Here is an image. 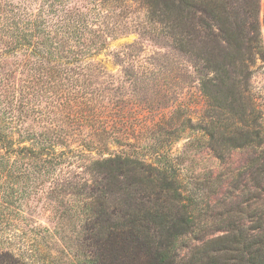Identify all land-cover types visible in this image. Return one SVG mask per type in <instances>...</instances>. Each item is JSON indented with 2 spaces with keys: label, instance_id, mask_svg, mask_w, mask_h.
<instances>
[{
  "label": "trees",
  "instance_id": "1",
  "mask_svg": "<svg viewBox=\"0 0 264 264\" xmlns=\"http://www.w3.org/2000/svg\"><path fill=\"white\" fill-rule=\"evenodd\" d=\"M113 1L95 0L96 13L90 16L76 8L69 13L60 11L56 21L44 17L38 44L32 43L33 33L23 35L29 46L24 45L26 59L19 64L26 75L20 89L22 97L17 98L14 88L6 102L10 119L0 125V232L4 235L10 208L22 203L28 195L26 189L34 193L43 187V178L53 176L59 167L80 165L78 152H59L57 147L77 137L81 112L75 108L87 107L89 94L94 95L91 81L101 70L92 60L103 50L104 37L108 41L112 34L106 24L111 19L117 24L121 20L111 6ZM233 4L237 1H147L148 22L161 25L163 33L166 31L174 41V49L198 58L212 74L201 79L204 94L214 101L230 100L233 116H239L240 126L231 133L221 129L218 121L201 128L222 163L232 149L260 146L255 140L260 136L257 120L248 119L247 105L232 98L242 90L249 92L254 58L263 56L259 0H246L243 16L240 7ZM95 36L98 39L91 41ZM85 39L90 43H82ZM131 50L119 56L134 66L138 57ZM137 63L142 74L151 72L139 59ZM36 103H44L45 109L34 108ZM33 114L40 116L36 120L40 131L11 127L14 120L26 122ZM89 119L97 120L86 117ZM67 121L73 125L64 129L62 122ZM24 134L27 138L22 137ZM158 156L166 161L164 167L159 165L162 160L148 163L130 155L91 159L83 167L90 179L77 173L81 182L65 185L78 195L86 194L92 218L90 231L103 252L99 255L102 260L111 258L110 264H264V192H259L264 182V152L248 166L254 192L249 187L250 199L238 211L202 208L194 195L185 197L179 171L165 154ZM61 171L72 174L71 169ZM111 200L117 202L113 209ZM169 205L176 206V211ZM214 231L221 233L215 236ZM191 235L198 236V244L191 254L182 255L179 248ZM7 255L12 258L10 264H18L12 253Z\"/></svg>",
  "mask_w": 264,
  "mask_h": 264
},
{
  "label": "rangeland",
  "instance_id": "2",
  "mask_svg": "<svg viewBox=\"0 0 264 264\" xmlns=\"http://www.w3.org/2000/svg\"><path fill=\"white\" fill-rule=\"evenodd\" d=\"M147 1L110 2L121 20L117 24L111 19L106 24L110 31L113 30L112 34L108 41L104 37L103 50L92 60L101 70L91 81L94 95L89 94L87 107L75 108L81 112L78 114L81 124L76 127L77 137L57 147L59 152L70 154L71 149L78 152L76 159L80 165L59 167L53 176L43 178L41 189L31 194V188L26 189L28 195L22 203L11 206L7 217L9 223L6 220L7 224H4L7 233L0 232V264H10L12 258L8 253L13 254L18 264H110L111 258L102 260L99 256L103 252L92 238L91 210L87 207L86 194L78 195L74 188L65 187L69 182H81L75 176L77 173L90 179L83 167L91 159L130 155L148 163H158L163 157L158 155L165 154L185 183L183 195H194L202 208L210 206L214 211L230 208L238 211L248 203L249 187L254 192L248 166L264 152V0H259L263 56L254 58L249 92L242 90L232 96L238 103L247 105L248 119L257 120L260 136L255 140L260 146L232 149L225 163L210 149L209 138L201 128L218 121L221 129L225 127L231 133L240 126L239 116H233L230 100L214 101L204 94L201 79L205 74L210 77L212 74L204 69L198 58L174 49V41L166 31L163 33L161 25L148 22L151 16ZM236 1L237 5H233L240 7L243 16L246 0ZM94 2L0 0V125L10 119L6 102L14 93L13 89L17 90V98L22 97L20 89L25 85L26 75L19 64L26 59L24 45L29 46L23 35L33 33L32 43L38 44L41 39L39 25L44 17L56 21L60 11L69 13L78 10L76 8L88 16L94 15ZM82 43L90 42L85 39ZM130 47L150 73L142 74L138 59L134 66L122 61L119 55ZM36 104L34 108L45 109L44 103ZM15 114L20 116L18 112ZM86 117L97 120H86ZM39 118L33 114L26 122L14 120L11 127L16 126L18 131H40L36 122ZM69 122H62L64 129L73 125ZM22 137L27 138V135ZM15 139L22 138L15 136ZM162 161L159 165L164 167L166 161ZM69 169L72 174L63 175L61 170ZM259 187V192H264V182ZM110 204L113 209L117 202L111 200ZM169 207L176 211V206ZM212 233L218 236L221 232ZM197 237L191 235L184 239L179 248L182 255L193 252L198 244Z\"/></svg>",
  "mask_w": 264,
  "mask_h": 264
}]
</instances>
